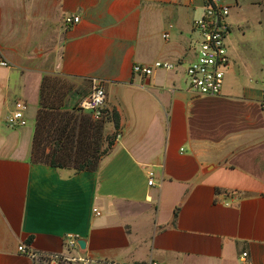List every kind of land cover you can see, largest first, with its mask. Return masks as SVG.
<instances>
[{
    "label": "crops",
    "instance_id": "obj_1",
    "mask_svg": "<svg viewBox=\"0 0 264 264\" xmlns=\"http://www.w3.org/2000/svg\"><path fill=\"white\" fill-rule=\"evenodd\" d=\"M198 2L0 0L10 64L0 68V264H264V72L229 51L218 96L188 90L181 65L195 57ZM155 60L175 68L132 74ZM46 75L84 84H72L68 108L102 82L95 171L30 160ZM18 100L27 123L12 129L5 118ZM65 234L84 249H67Z\"/></svg>",
    "mask_w": 264,
    "mask_h": 264
},
{
    "label": "built area",
    "instance_id": "obj_2",
    "mask_svg": "<svg viewBox=\"0 0 264 264\" xmlns=\"http://www.w3.org/2000/svg\"><path fill=\"white\" fill-rule=\"evenodd\" d=\"M189 2L193 0H188ZM230 6L224 0H201V13L192 21L193 32L197 35L195 42V57L188 63L185 69V81L188 90L195 96H218L221 91L224 71L229 64V58L225 47V35L229 32L228 16ZM77 16L67 17L65 22L76 23ZM167 37V34H164ZM10 64L0 53V68H7ZM175 68L173 62L167 60H155L150 64H134L131 68L132 74L147 77L156 70L171 71ZM105 91L101 81L92 79L88 93L78 102L77 107L86 112L92 121H98L103 116L105 103ZM26 103L23 101L14 102L13 110L6 116L5 123L8 127L25 126ZM259 108L264 110V89L261 91ZM118 135H116V138ZM147 185H152L153 173L147 171ZM93 213L99 212L93 208ZM65 247L73 249L78 247V236L65 234ZM21 253L33 257L34 253L27 251L24 245L18 246ZM58 261H69L74 263L88 264L86 258L52 256Z\"/></svg>",
    "mask_w": 264,
    "mask_h": 264
},
{
    "label": "trees",
    "instance_id": "obj_3",
    "mask_svg": "<svg viewBox=\"0 0 264 264\" xmlns=\"http://www.w3.org/2000/svg\"><path fill=\"white\" fill-rule=\"evenodd\" d=\"M67 80L46 75L40 81L30 160L73 172L95 171L104 153L101 150L103 117L92 121L87 113L77 114L80 111L77 104L68 108L70 96L77 89ZM112 120L117 126L115 113Z\"/></svg>",
    "mask_w": 264,
    "mask_h": 264
},
{
    "label": "rangeland",
    "instance_id": "obj_4",
    "mask_svg": "<svg viewBox=\"0 0 264 264\" xmlns=\"http://www.w3.org/2000/svg\"><path fill=\"white\" fill-rule=\"evenodd\" d=\"M224 1L230 6L228 16L229 32L225 35L224 40L226 51H230L240 58L241 62L247 66V72L254 70V74L258 77L261 71L264 72V0ZM197 6L196 15L198 16L201 7L199 2ZM187 65L188 62H184L181 65L184 74ZM66 82L78 85V89L84 87L83 83H77L73 80H67ZM74 104L76 105L77 102ZM77 114L79 116H86V112L81 110ZM9 128L15 129L20 127ZM61 264L71 263L62 261Z\"/></svg>",
    "mask_w": 264,
    "mask_h": 264
},
{
    "label": "water",
    "instance_id": "obj_5",
    "mask_svg": "<svg viewBox=\"0 0 264 264\" xmlns=\"http://www.w3.org/2000/svg\"><path fill=\"white\" fill-rule=\"evenodd\" d=\"M76 243H77V246H78L79 249H84L85 242H84L83 239H78Z\"/></svg>",
    "mask_w": 264,
    "mask_h": 264
}]
</instances>
